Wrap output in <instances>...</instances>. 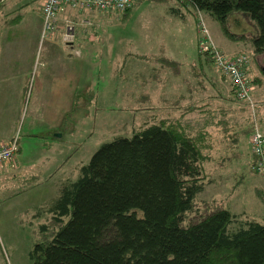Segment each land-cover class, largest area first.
Here are the masks:
<instances>
[{
    "label": "trees",
    "instance_id": "1",
    "mask_svg": "<svg viewBox=\"0 0 264 264\" xmlns=\"http://www.w3.org/2000/svg\"><path fill=\"white\" fill-rule=\"evenodd\" d=\"M142 1L131 0L122 20ZM150 2L165 6L169 14L181 20L185 18L181 10L185 9L195 18L200 46L205 39L197 24L201 15H208L230 42L250 45L253 59L264 55V0ZM233 13L247 15L255 24L256 34L229 33L226 21ZM216 51V47L211 50L213 58ZM211 55L197 53L198 64L192 73L202 89L206 82L200 78L204 72L200 65L210 68L214 64ZM245 56L240 53L230 59L244 57L246 74L249 61ZM140 57L162 63L153 69V76L165 68L163 64L181 72L163 50ZM177 72L173 74L179 77ZM262 76L252 84L264 82V69ZM182 80L191 95L195 87ZM207 82L215 95L200 101L199 106L190 104L181 109L179 116L145 121L131 135L102 144L79 167L75 179L61 182L54 196L33 207V218L48 221L37 228L40 239L28 252L31 264H264V219L232 214L220 201L205 202L200 213L189 217L208 181L205 164L219 157H239L242 136L258 131L264 139L257 109L255 115L248 116L242 107L238 120L235 103L242 104L243 100L236 97L235 88L231 86V101L216 83ZM254 160L252 155L251 165Z\"/></svg>",
    "mask_w": 264,
    "mask_h": 264
},
{
    "label": "rangeland",
    "instance_id": "2",
    "mask_svg": "<svg viewBox=\"0 0 264 264\" xmlns=\"http://www.w3.org/2000/svg\"><path fill=\"white\" fill-rule=\"evenodd\" d=\"M150 1L143 0L135 5L124 20V11L105 13L74 10L65 22L57 24L56 33L47 36L53 41L46 45V37L41 40L44 42L42 46H49L51 50L53 47L56 50L58 43H61L62 47L66 46L65 42L72 38L64 40V28L67 22L72 23L69 25L74 23L72 41L74 45H87L88 53L82 55L83 68L75 74L78 76L80 73L75 90L77 97L69 110L67 105H59L58 111L64 113L56 129L46 134L48 129H44L45 125L42 123L49 124L41 122L40 119L37 121L40 122L37 128L34 120L41 117L39 106L52 112V104L46 102L39 105L34 91L28 92L29 97L22 104L19 113L22 126L25 130L32 126L31 129H35L38 135L33 140L22 141L20 160L28 158L35 163H29V167L28 163H24L26 168L21 171L19 177L18 174L13 176L20 169L17 168L20 138L17 132L14 163L0 166V171L5 173V176L0 177V264H31L28 252L40 239L37 228L48 221L45 219L44 222L42 217L33 218V207L54 196L61 182L75 179L79 167L86 164L102 144L115 137L131 135L145 121L168 115L179 116L181 109L190 104L199 106L200 101L216 94L207 81L216 83V86L224 91V94H221L229 98L233 89L231 81L216 67L217 64L214 63L210 68H202L200 65V69L204 70L200 72V78L206 82L205 89L200 88V80L193 76L192 72L198 64L197 53H206L201 50L200 40L194 31L195 18L182 9L185 18L181 20L169 14L165 6ZM201 21L206 27L204 34H201L202 39H207L203 43L204 46L211 43L209 39H212L213 48H217V55L226 59L240 53L246 55L249 69L245 75L251 96L249 101L235 103L236 118L239 120L238 117H242L239 116L242 107L248 116L255 115L257 109L260 131L264 135V82L252 84L255 78L263 79L264 55L253 59L250 45H246L236 54H230L229 51L237 44H231L220 25L208 15H201ZM226 29L235 35L256 34L255 24L247 15L241 13H233L228 17ZM60 33L61 36L56 38V34ZM160 50L164 51L168 61L180 66V73L176 67L163 64L165 68L153 76V69L161 67L162 63L156 64L153 57L151 61L149 57L144 60L140 55L158 54ZM208 53L211 55V50ZM245 67L246 63L242 70ZM48 70L49 68H46L42 73L47 75ZM173 71L180 74V78L174 76ZM62 77H57L56 83H61ZM184 78L195 87L191 95L185 91L182 80ZM180 94L182 97L178 98ZM231 97L229 99L232 101ZM66 114L69 116L65 120ZM42 116L50 117L49 114ZM57 134L61 136L57 137ZM252 135L241 137L239 157L229 160L219 157L205 164L208 181L204 191L197 195L194 201L190 218L200 213L204 204L220 201L222 208L232 214L264 219V177L255 174L250 168L253 155L250 146ZM46 139L52 141L48 149L43 145ZM8 140L12 141V138L6 142ZM40 156H44L42 164L37 163L41 160ZM37 175L39 177L36 180L31 178ZM14 179H18V182Z\"/></svg>",
    "mask_w": 264,
    "mask_h": 264
},
{
    "label": "crops",
    "instance_id": "3",
    "mask_svg": "<svg viewBox=\"0 0 264 264\" xmlns=\"http://www.w3.org/2000/svg\"><path fill=\"white\" fill-rule=\"evenodd\" d=\"M41 7L42 0H2L0 4V143L15 138L16 133L19 132L17 133L20 136L18 138L17 168L20 169L16 172L18 177L21 171L26 168L24 163H28L27 167L31 166L29 164L31 162L35 163L32 159L29 161L28 158L20 160L22 141L33 140L38 135L35 129H31L32 126L25 130L22 121H20L19 113L23 102L29 97L28 92L36 93L39 105L46 104V102L53 105L52 112L43 110L39 106L41 117L39 120L34 118L37 128L40 125V122L37 121L40 119L41 122L49 124L42 123L45 125L44 129H48L46 131L48 134L49 131L58 127V121L64 113V111L61 113L58 111L59 105L61 107L67 105L69 110L70 105L77 97L75 90L80 73L78 76L75 74L83 68L81 67L82 55L88 53L87 45H74V42L65 43L64 47L58 43L56 50L54 47L53 50L49 46L48 48L43 47ZM72 12H75L74 9L65 7L58 14L57 24L65 22V19L73 14ZM194 31L196 32L195 27ZM57 36L60 37L61 33L56 34V38H58ZM45 39L48 41L46 45L53 41L52 38L46 37ZM231 44L234 43L231 42ZM242 48L237 44L229 52L236 54L242 51ZM46 68H49L47 75L42 73ZM60 76H63L62 80L60 79L61 83H56V78ZM43 114H49L50 117L42 116ZM43 145L48 149L52 145V141L46 139ZM44 156H40L41 160L38 157L32 158H38L37 163L41 162L42 164ZM2 172L0 171L1 178L5 174ZM38 177V175L31 176L35 180Z\"/></svg>",
    "mask_w": 264,
    "mask_h": 264
},
{
    "label": "built area",
    "instance_id": "4",
    "mask_svg": "<svg viewBox=\"0 0 264 264\" xmlns=\"http://www.w3.org/2000/svg\"><path fill=\"white\" fill-rule=\"evenodd\" d=\"M2 0H0L1 3ZM131 5V0H42L41 13L43 17V32L42 39L44 37L52 36L57 30V14L65 7L74 9L77 11H94V12H116L120 13L125 11ZM72 23L67 22L64 28L63 38H74L73 29L75 25H69ZM197 27L200 28V33L204 34L206 29L203 26V22L199 19ZM207 40L206 38H204ZM72 40H68L65 43H72ZM213 49V43H207L205 46L202 44L201 50L203 52H209ZM213 61L216 67L227 76L232 86L235 88L236 97L239 100L249 101L250 86L246 81V75L243 65L247 63L244 57L226 59L221 55H217ZM247 65V64H246ZM244 73V74H243ZM250 146L255 160L251 165V170L255 173L264 176V139L262 135L256 131L250 138ZM16 149V140H8L7 142L0 144V166L13 165L14 155Z\"/></svg>",
    "mask_w": 264,
    "mask_h": 264
},
{
    "label": "water",
    "instance_id": "5",
    "mask_svg": "<svg viewBox=\"0 0 264 264\" xmlns=\"http://www.w3.org/2000/svg\"><path fill=\"white\" fill-rule=\"evenodd\" d=\"M56 136H57V137H60V134H57Z\"/></svg>",
    "mask_w": 264,
    "mask_h": 264
}]
</instances>
